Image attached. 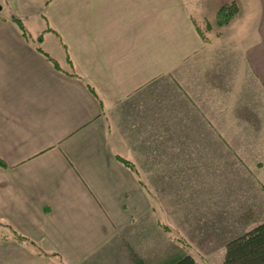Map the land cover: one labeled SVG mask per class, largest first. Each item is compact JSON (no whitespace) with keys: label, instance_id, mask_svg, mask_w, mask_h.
I'll use <instances>...</instances> for the list:
<instances>
[{"label":"crops","instance_id":"crops-1","mask_svg":"<svg viewBox=\"0 0 264 264\" xmlns=\"http://www.w3.org/2000/svg\"><path fill=\"white\" fill-rule=\"evenodd\" d=\"M263 137L264 0H0V264H210L141 169L164 183Z\"/></svg>","mask_w":264,"mask_h":264},{"label":"rangeland","instance_id":"rangeland-1","mask_svg":"<svg viewBox=\"0 0 264 264\" xmlns=\"http://www.w3.org/2000/svg\"><path fill=\"white\" fill-rule=\"evenodd\" d=\"M234 148L226 165L167 168L164 183L154 176L158 169H141L151 175L147 185L166 209L172 239L186 242L185 227L192 241L211 242L210 264H223L226 245L264 222V153Z\"/></svg>","mask_w":264,"mask_h":264},{"label":"trees","instance_id":"trees-1","mask_svg":"<svg viewBox=\"0 0 264 264\" xmlns=\"http://www.w3.org/2000/svg\"><path fill=\"white\" fill-rule=\"evenodd\" d=\"M239 13L238 6L235 3L225 4L221 6L216 15V24L219 27H225L231 23V21ZM21 29L24 37L30 40V34L24 24L19 19H15ZM210 25H207L209 29ZM207 41V39H206ZM42 42V36L38 38V50L45 54L47 58L52 61L56 68L59 69L58 64L50 58L40 47ZM128 168L134 170L137 173L136 168L132 166L129 161L120 158ZM0 166L6 168V165L0 160ZM167 231L170 228L166 226ZM21 238L20 236H18ZM172 264H198L191 256H185L180 260ZM224 264H264V222L253 228L246 234L230 241L226 245V253Z\"/></svg>","mask_w":264,"mask_h":264}]
</instances>
